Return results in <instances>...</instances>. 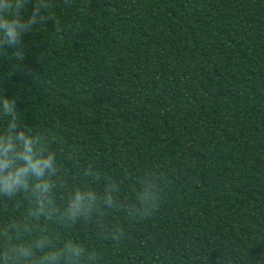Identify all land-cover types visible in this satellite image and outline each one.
I'll list each match as a JSON object with an SVG mask.
<instances>
[{
	"label": "trees",
	"instance_id": "1",
	"mask_svg": "<svg viewBox=\"0 0 264 264\" xmlns=\"http://www.w3.org/2000/svg\"><path fill=\"white\" fill-rule=\"evenodd\" d=\"M48 2L24 59L0 52V89L124 186L161 178L147 217L105 218L119 246L95 221L71 234L100 264H264V0Z\"/></svg>",
	"mask_w": 264,
	"mask_h": 264
},
{
	"label": "clouds",
	"instance_id": "2",
	"mask_svg": "<svg viewBox=\"0 0 264 264\" xmlns=\"http://www.w3.org/2000/svg\"><path fill=\"white\" fill-rule=\"evenodd\" d=\"M51 8L48 0H0V52L22 61L23 37L53 19ZM24 121L16 100L0 89V264H100V250L71 234L72 226L95 221L101 238L119 246L126 233L105 218L121 211L133 221L147 217L160 200L161 178L146 172L124 186Z\"/></svg>",
	"mask_w": 264,
	"mask_h": 264
}]
</instances>
